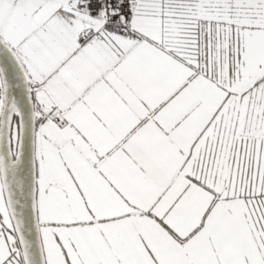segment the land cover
Returning <instances> with one entry per match:
<instances>
[{"label": "snow or ice", "instance_id": "obj_1", "mask_svg": "<svg viewBox=\"0 0 264 264\" xmlns=\"http://www.w3.org/2000/svg\"><path fill=\"white\" fill-rule=\"evenodd\" d=\"M0 264H264V0H0Z\"/></svg>", "mask_w": 264, "mask_h": 264}]
</instances>
